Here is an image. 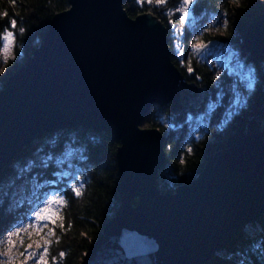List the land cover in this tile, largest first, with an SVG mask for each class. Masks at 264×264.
Masks as SVG:
<instances>
[{
    "label": "water",
    "instance_id": "1",
    "mask_svg": "<svg viewBox=\"0 0 264 264\" xmlns=\"http://www.w3.org/2000/svg\"><path fill=\"white\" fill-rule=\"evenodd\" d=\"M125 2L70 0L26 65L4 83L0 174L48 133L105 131L120 142L121 205L81 264H206L264 214V133L246 129L208 157L191 185L161 193L164 135L142 122L154 105L184 113L182 95L199 105L203 91L173 62L166 24L153 13L131 18ZM242 41L264 61V13L250 20Z\"/></svg>",
    "mask_w": 264,
    "mask_h": 264
},
{
    "label": "trees",
    "instance_id": "2",
    "mask_svg": "<svg viewBox=\"0 0 264 264\" xmlns=\"http://www.w3.org/2000/svg\"><path fill=\"white\" fill-rule=\"evenodd\" d=\"M193 7L196 13H227L233 28L228 27L225 35L207 34L206 39L213 38L218 44L229 43L240 50L257 68L260 81L248 108L227 110L226 75L221 76L220 83L216 69L206 60L193 58L189 67L181 66L173 51L167 18L159 7L126 0L124 8L131 18L153 13L166 24L173 62L187 82L203 91L199 105L191 104L188 97L182 95L184 113L176 115L170 106L154 105L142 122V128H158L164 135L167 165L157 178V187L163 194L191 185L203 171L208 157L230 146L246 129L264 133V61L252 57L242 41V32L250 20L264 13V0H195ZM69 8L70 0H0V35L6 27L14 35L12 54L6 62L0 52V91L42 44L54 17ZM11 19L17 21L15 28L10 26ZM235 30H238L236 36ZM190 36L191 33H187L186 38ZM214 103L217 105L210 109ZM119 146L120 142L113 135L82 127L54 131L36 139L0 174V239L27 220L33 208L29 203L14 205L8 197L2 196L7 180L21 169L20 177L42 184V192L56 190L67 198L63 220L51 240L52 264H81L89 247L121 205L116 157ZM79 178L82 181L79 182ZM78 184L80 195L74 191ZM60 253H64L63 257ZM206 264H264V214L245 224Z\"/></svg>",
    "mask_w": 264,
    "mask_h": 264
},
{
    "label": "rangeland",
    "instance_id": "3",
    "mask_svg": "<svg viewBox=\"0 0 264 264\" xmlns=\"http://www.w3.org/2000/svg\"><path fill=\"white\" fill-rule=\"evenodd\" d=\"M194 2L195 0L187 6V17L180 11L183 0H166L162 4H156L153 0L151 4L159 7L161 14L167 18V24L171 30L170 36L173 37V51L179 58L180 65L189 67L193 58L210 62L216 69L220 83H222L220 79L222 75L227 77V86L224 90L225 93H228L227 110L237 107L246 109L253 101L254 94L259 87L260 79L257 68L248 62L249 57H244L240 50L231 46L232 44L219 43L216 46H210L216 40L206 39L207 34L222 35L227 33L228 27L233 28V26L224 11L214 14L196 13L193 7ZM187 33H191L188 39L186 38ZM233 33L236 36L238 30ZM193 45L199 47L194 49ZM13 46L14 41L7 59L12 54ZM200 50L201 53L197 55ZM3 57L5 59L4 54ZM215 105L217 103L212 104L210 109H213ZM20 170L17 169L16 176L7 180L2 189V196L8 197L14 205L29 203L33 208L27 220L18 223L0 239V264H36V261L30 258L28 253L34 252L39 255L44 252V248H47V253H44V259L39 264H52L50 259L51 240L55 238L58 224L63 220L62 215L66 209L67 198L64 193L56 190L42 192L40 189L42 184L20 177ZM78 181H82L81 178ZM80 184L75 185L74 189H77ZM57 197L64 203L51 205L43 212V215L48 218L37 220L36 213L45 209V202ZM14 233H18V235H13ZM29 244H31V248L28 247ZM26 249L27 252H25ZM21 253L25 254L21 255Z\"/></svg>",
    "mask_w": 264,
    "mask_h": 264
},
{
    "label": "snow or ice",
    "instance_id": "4",
    "mask_svg": "<svg viewBox=\"0 0 264 264\" xmlns=\"http://www.w3.org/2000/svg\"><path fill=\"white\" fill-rule=\"evenodd\" d=\"M139 3H152L153 0H138ZM166 0H155L156 4H162L165 3ZM193 0H183V6L181 7L180 11L184 14L185 17L188 15V5L192 4ZM4 15H7L4 13ZM10 26L15 28L17 26V21L15 19L10 20ZM20 32L23 31V28L19 29ZM0 41H2V44H0V52H2L5 56V62L7 61V56L10 51V47L12 42L14 41V35L11 31L8 30L6 27L4 30L3 35H0ZM194 49H197L199 46L198 45H193ZM76 191L77 195H80V191L78 189H74ZM64 201L60 198H55L53 200H48L45 202V209H42L36 213V219L41 220V219H47L48 217H45L43 215L44 210H46L48 207H50L53 204H63ZM13 235H18V233H14ZM9 243L11 241H8ZM29 248H31V244L28 245ZM27 252V249L25 250ZM44 253H47V248H44V252L37 255V253H28L29 257L34 259L36 261V264H39L40 261L44 259ZM25 253H21V255H24ZM64 253H60V256L63 257Z\"/></svg>",
    "mask_w": 264,
    "mask_h": 264
},
{
    "label": "bare ground",
    "instance_id": "5",
    "mask_svg": "<svg viewBox=\"0 0 264 264\" xmlns=\"http://www.w3.org/2000/svg\"><path fill=\"white\" fill-rule=\"evenodd\" d=\"M262 213H263V212H262ZM262 213H261V214H262ZM261 214H260V215H261ZM239 233H240V232H239ZM239 233H238V234H239ZM236 235H237V233H236Z\"/></svg>",
    "mask_w": 264,
    "mask_h": 264
},
{
    "label": "clouds",
    "instance_id": "6",
    "mask_svg": "<svg viewBox=\"0 0 264 264\" xmlns=\"http://www.w3.org/2000/svg\"><path fill=\"white\" fill-rule=\"evenodd\" d=\"M39 47H40V46H39ZM39 47H38V48H39Z\"/></svg>",
    "mask_w": 264,
    "mask_h": 264
}]
</instances>
